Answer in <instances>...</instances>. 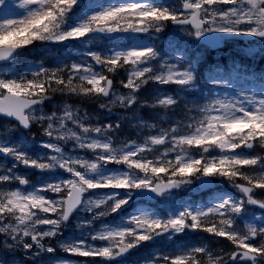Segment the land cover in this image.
<instances>
[{
	"label": "snow or ice",
	"instance_id": "1",
	"mask_svg": "<svg viewBox=\"0 0 264 264\" xmlns=\"http://www.w3.org/2000/svg\"><path fill=\"white\" fill-rule=\"evenodd\" d=\"M79 3L80 0H21L19 6L23 12L18 18L0 15V62L14 59L19 50L34 41L62 43L84 40L97 33H148L150 29L159 33L168 22L190 26L194 30L191 35L213 46L220 43L222 35L258 38L264 51V0H181L179 7L132 0L76 16ZM4 4L5 0H0V5ZM3 12L0 8V13ZM88 55L101 66V71L91 64H73L67 79L62 75L63 68L44 67L32 71L31 79L0 78V116L15 120L24 129L33 123H46L43 132L48 142H42L41 146L52 153L34 158L6 136L0 137L3 141L0 155L14 161L11 168L0 174V185L18 182L26 189L0 190V233L10 241L0 246V264H9L8 253L17 247L37 257L41 253L53 254L47 257L50 264H73L55 257L56 248L51 244L45 246L44 241L62 235V228L78 210L92 213L91 220L78 225L81 229L89 228V234L85 236L82 231L79 237L61 240L60 248L71 256L90 258L93 264L97 258L117 260L143 242L166 234L171 238L172 234L186 230L224 237L235 247L226 255L214 256L208 247L194 246L173 254L154 255L147 264H264V194L256 195V190H264V155L252 154L256 148L264 149V88L259 99L256 95H243L211 100L201 109L205 114L203 119L189 123L187 128L191 130L186 134L172 127L170 131L148 137L143 144L132 142L117 147L110 138L113 125L86 126L69 105H64L59 116L56 112L49 115L37 106L51 99L49 92H60L106 98L107 102L100 103V108L108 111L117 103L128 108L138 102L136 93L150 81L185 90L195 87L196 76L190 63L184 70L162 65L167 71L157 73L151 61L158 53L150 46L109 55L97 52ZM120 68H125L127 73L126 81H121L123 88L129 90L126 95H116L113 79L105 74ZM210 79L214 84L222 82L212 76ZM179 103L174 96L165 95L152 106L170 108ZM69 123L78 131L69 127ZM3 131L10 135L14 128L5 126ZM53 140L71 141L79 149L91 150L95 157L68 155ZM161 145L167 147L155 159L143 155ZM194 149L198 155L193 154ZM171 153H175L174 159L168 158ZM112 163L124 165L128 170L109 169L107 165ZM18 165L42 172L62 170L69 177L27 190L28 178L14 172ZM193 176L202 183L205 178L213 177L227 180L241 197L221 196L206 208L183 207L167 218L149 212L134 213L121 217L118 225L91 231L95 220L119 213L129 205L134 193L147 191L164 197L173 189L191 184ZM101 189L113 191L94 194ZM121 189L123 194L116 191ZM49 192L59 198H49L46 195ZM89 193L94 195H85ZM102 205H108L106 211H94ZM249 205L262 210V214L247 217ZM244 219L249 222L241 227ZM89 240L106 244L97 245Z\"/></svg>",
	"mask_w": 264,
	"mask_h": 264
},
{
	"label": "rangeland",
	"instance_id": "2",
	"mask_svg": "<svg viewBox=\"0 0 264 264\" xmlns=\"http://www.w3.org/2000/svg\"><path fill=\"white\" fill-rule=\"evenodd\" d=\"M80 2H81V4H80L81 7L85 3V7L87 8L85 11H83V13L94 11L97 9H102V8L117 4L116 3L117 1H113V0H109L106 3L103 2L102 0H80ZM128 2H132V1L121 0L120 3H128ZM20 3H21V0H5V4L0 5V8L4 9V12L0 13V15L6 16L7 18H18L19 14L23 12V9H21L19 6ZM170 6L171 7H179V6L174 5V4H172ZM11 11H12V14H11ZM191 32H193L191 29H186V28H179V29L172 28V29H170L168 41H167V39H166L165 43H164V39H163V41L162 40L159 41V45H161L160 49H162L163 46H166V48H165V51H166L167 49H169L170 45H171V47H173V43H176L175 40H179L181 38H183L186 42L189 40L191 41L189 44H187V45H189L188 48H190L191 50L193 48H196L197 46H196V43L193 42V35L190 34ZM159 33L161 36V34L163 33V30ZM139 34L140 33H133V32L129 31V32H125V33H113V34H105V35L108 38H111V37L113 39L120 38L123 41V40H128L131 38L136 39L137 35L139 37ZM159 37H156V39L159 40ZM93 39H96L94 37V35L92 37H86V38H84V41L81 42V44H83L84 47H89L91 40H93ZM76 41H77L76 44H78V40H76ZM142 41H143L142 38L137 39V40H135V42L132 45H130L128 47H122L121 45H114V46L110 47L109 49L105 50L102 53V55H109V54H111V52H114V51L130 50L133 47H135V48L145 47L142 43H140ZM79 44H80V42H79ZM30 46L27 50H29L30 54H32L33 56H35L34 53L36 51L40 52L43 49L42 47H30ZM256 47L261 48V42L260 41L249 40V41H245V43L244 44L242 43L241 45H240V43L233 41V42L228 44V50L227 51L222 50V52H223V55H225V57L230 58L229 55H233L234 59H236V60H238L239 57H243V56H245L247 58H253L256 55H258V53L256 52V49H255ZM250 49H251V51H250ZM73 53H75V54H72L73 56L80 55V56L84 57L85 55L87 56L89 52H88V50H86L82 47V50L76 49V50H74ZM76 53H78V54H76ZM22 58L23 57H21V58L18 57L17 60L14 62V64L7 65V66H1L0 67V78H5V77L17 78L19 76L31 74L32 71L42 67L41 62L38 63V62L25 61ZM165 58L166 57L162 54L157 55L156 59L152 60L151 62H154V61L160 62V64H161L160 67L162 65L167 66V65H169V62L165 61ZM201 58L202 57H199L196 60L200 61ZM22 60H23V62H22ZM172 60H180V54H179V52H177V50L175 51L174 55H172ZM200 63H202V60L200 61ZM73 64H79V63H72L71 65H73ZM232 64H233V68H234V63H232ZM71 65L69 66V72L71 69ZM86 65H89V64H86ZM171 65H173V64H171ZM233 68H232V70H233ZM153 69L157 73L167 71L166 67H163V68L161 67L159 69H156L154 67ZM179 70H184V69H179ZM218 80H220L222 82L216 83V84H218L220 86L224 85V88L215 90V92L212 96V100L218 99V98L235 99L236 97H242L243 95H248V96L256 95L257 99L260 98L259 97L260 90L252 89L249 86H247L245 88H240L237 85L233 84L232 80H223V79L222 80L218 79ZM208 81L212 82V80L210 78L208 79ZM191 89H193V88H191ZM114 92L116 95H126V94H123L121 91H118V90H114ZM64 105H69L72 108V110L76 113L77 117L81 120V122L84 123L86 126H90V123L92 126H95L98 121L104 119L107 116V112H108V110L102 109L99 106L98 109L94 113H90L89 116L88 115L85 116L82 112V109L80 108V105L76 104V103H71V104L62 103L61 105H57V103H52V104H50V108H48V110L46 108H41V107L38 109H41L43 112H45L49 115H51L53 112H56L57 115L59 116L62 114V109H63ZM112 122H115V121H112ZM5 126H8L7 123L3 120H0V132L3 133L2 136H0V137L6 136L8 138V140H10L12 142V136H15L13 143H15L18 147L25 148L31 155H33L34 158L37 155H41V154H47V155L52 154L49 150H45L41 146L42 142H48V137H46L44 135V132H43V128L46 127V123H44L43 125L41 123H33L32 131L29 134L28 133L27 134L19 133L17 131L18 129H16V127L11 126L12 128H14V131H11V133L9 135V133H6L3 131ZM68 126L73 127L74 130L78 131V129H76L71 123H69ZM0 142H3V141L0 140ZM51 142L59 143L61 145V147L65 150L66 154L71 155L73 157L79 156L82 158H87V155H88L87 152H90V150L79 149V148L75 147L74 143L71 141L64 142V141L53 140ZM213 154H215V153H213ZM10 160H11L10 164L7 165L8 168H11L12 164L14 163V161L11 158H10ZM116 170H119V169H116ZM245 171H248V170L245 169ZM14 172L16 174H19V175L24 176L26 178H28L29 176H35L36 178H38V176L58 177L54 182L58 181L59 179L69 177V174L66 172H63L62 170H56L54 172H42V171H39V170H36L33 168H27L23 165H18L14 169ZM42 182H46L43 177H41L39 179V184H38L39 187L42 186L41 185ZM226 182H227L226 183L227 186L224 185L222 182H219V189L216 188L215 191L211 192V194H209L205 197H199V198H202L201 200L207 201L206 204L199 205V207L206 208L210 204L216 202L221 196H225V194L223 192H221L223 190H220L222 188V186L228 187V190L230 191V193H232L233 195H239L236 198H240L241 194L228 181H226ZM7 185L8 184L0 185V190L8 191ZM14 190H16V189H14ZM196 190H197V187H196L194 181H192L191 184L183 185L181 188H179L178 194L166 196L165 198H162V200H159L157 203L152 202L153 204L147 203V205L141 204L142 207H140L137 205V202L135 200V201H133V204H134L133 210H131L129 212L121 213V217H130L134 213L139 214L141 212H149V213L154 214L155 216L161 217L160 215H162L161 218H167L168 216L174 214L175 212L182 209L183 207H186V206H182V201H184V202L190 201L191 199H190L189 195L196 193ZM235 191L238 193H236ZM182 194H184V195L182 196ZM262 194H264V190H256V195L259 196ZM57 198H59V197L57 196ZM196 198L198 199V197H196ZM109 203H111V202H109ZM131 203L132 202H130L129 205H127L125 208H127V207L130 208ZM146 206H150V207H146ZM107 208H108V205H102L99 209H94V211L95 212L106 211ZM194 208H196V207H194ZM249 208H250V211L248 212L247 217H249L250 212L252 213V215L255 214V216L259 217V215L257 213L252 212L253 210H257L258 209L257 207L249 205ZM158 210L162 211V214H158ZM83 212L89 213L91 215L90 218L92 219V213L85 212V211H83ZM114 216L115 217L107 215L104 217H100L99 218L100 220L98 221L97 226H95L93 233L96 231L102 230V228L105 225H118V224H120L119 223V221H120L119 215L117 213H115ZM76 220H77V217H76ZM85 220L86 219L83 218V222ZM10 222H14V221H10ZM248 222H249V220L247 219L245 222V225ZM91 227H94V225H92ZM62 234H63V232H62ZM80 235H81V233H80ZM177 235H180V234H172L171 238H169V236L166 234L163 236L155 237L151 241L143 242L141 244V246H147L149 244V242H151L149 244V251H150V257L149 258L143 257V255L140 253V251H143V248L141 246H139L140 248L137 247V248L131 250L128 254H125L120 261H115V262L110 263V264H118V262H120V264H147V262L154 255L159 256V255L168 253V248L169 249L172 248L171 241ZM72 238H73L72 236L69 237V239H72ZM60 241L61 240H59V243H58L60 253H59V251L56 250L54 256L57 257V254L59 256L61 254V256H62L61 258L67 260V256L70 257L71 255L64 253L61 250ZM6 242H10L8 240V237L5 234L0 233V246L5 245ZM92 243H95L97 245L106 244V242H101V241H96V242H92ZM161 243H165V244L162 245ZM154 246H156L157 248ZM15 250L22 252L23 256H21L20 259H18L14 255L15 253L13 251L9 252L8 253L9 264H25L26 261H25V259H23L24 256L26 255L25 251L21 247H17ZM143 254H144V251H143ZM50 255H53V254L43 253L38 257L32 255V257H30V260L32 261L33 264H50V262L47 259V257ZM63 257H65V258H63ZM84 259L85 260H83V261H78V260H74L72 258L69 261H72L73 264H93V262L90 260V258H84ZM106 263L107 262H103L99 258H97L95 261V264H106Z\"/></svg>",
	"mask_w": 264,
	"mask_h": 264
},
{
	"label": "trees",
	"instance_id": "3",
	"mask_svg": "<svg viewBox=\"0 0 264 264\" xmlns=\"http://www.w3.org/2000/svg\"><path fill=\"white\" fill-rule=\"evenodd\" d=\"M113 76H116V72L112 73ZM111 75V76H112ZM115 79V77H113ZM82 99H86L87 97H83L81 96ZM207 100V96L206 94H203L199 96L198 101L195 103L193 101H191L188 98L187 101V106L182 105L183 107H186L188 109L187 112L183 111V110H177L176 112L172 113V116L177 122H181L185 128H187L186 126L189 123L195 124L197 121L200 120V118L203 116V113L201 114L198 110V108L194 107V105H204L206 103ZM142 115L140 116V120L139 121H133V125L137 122V124H146V123H150V122H154V117L152 115V113H150L149 111L146 110H142ZM136 124V125H137ZM138 133L140 131V128H136ZM128 136L127 138H132V140H135L137 142H141L142 140V134H135V135H126ZM167 178V177H165ZM206 233H202V240L200 242L199 245H204L206 247H208L212 254L215 256L216 254H220V255H226L228 252H230L234 246L232 244L229 243V241L224 238V237H214L212 235H204ZM189 240H195L194 238H196V236H190L187 237ZM204 259H207L206 257Z\"/></svg>",
	"mask_w": 264,
	"mask_h": 264
},
{
	"label": "bare ground",
	"instance_id": "4",
	"mask_svg": "<svg viewBox=\"0 0 264 264\" xmlns=\"http://www.w3.org/2000/svg\"><path fill=\"white\" fill-rule=\"evenodd\" d=\"M236 42L237 43H243L244 39L238 38V39H236ZM49 93H51L52 96L57 98V99L68 98V99H71L73 102H76V103H88V104L91 103V101H86V100L82 99L81 96H77V95L62 94L60 92H55V93L49 92Z\"/></svg>",
	"mask_w": 264,
	"mask_h": 264
},
{
	"label": "water",
	"instance_id": "5",
	"mask_svg": "<svg viewBox=\"0 0 264 264\" xmlns=\"http://www.w3.org/2000/svg\"><path fill=\"white\" fill-rule=\"evenodd\" d=\"M200 41L206 43L203 39H201ZM13 121H15V120H13ZM22 129H24V128H22ZM24 130H28V129H24ZM198 184L204 190H206V189H208V188L213 186L212 181L210 179H208V178H205L203 183L200 180H198ZM142 195H143V197L145 199H156V198H158L157 196H155V194L147 192V191L143 192ZM117 259H119V258H117Z\"/></svg>",
	"mask_w": 264,
	"mask_h": 264
}]
</instances>
